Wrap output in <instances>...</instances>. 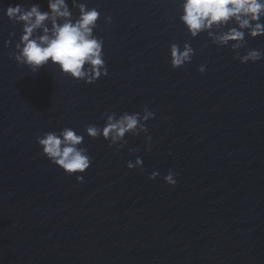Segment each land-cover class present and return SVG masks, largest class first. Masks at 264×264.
<instances>
[{
  "label": "water",
  "instance_id": "1",
  "mask_svg": "<svg viewBox=\"0 0 264 264\" xmlns=\"http://www.w3.org/2000/svg\"><path fill=\"white\" fill-rule=\"evenodd\" d=\"M79 2L101 12L109 74L93 84L10 59L21 26L5 9L47 0H0V264H264V59L241 64L206 34L191 39L179 0ZM245 39L264 51V36ZM185 41L195 55L173 69L169 46ZM145 106L150 152L143 133L119 150L85 135L83 183L41 155L44 132L82 134L102 113ZM137 156L143 170H129Z\"/></svg>",
  "mask_w": 264,
  "mask_h": 264
},
{
  "label": "clouds",
  "instance_id": "2",
  "mask_svg": "<svg viewBox=\"0 0 264 264\" xmlns=\"http://www.w3.org/2000/svg\"><path fill=\"white\" fill-rule=\"evenodd\" d=\"M179 21L186 34L195 39L206 34L217 48L230 47L233 59L241 64L258 62L264 59V51L249 49L245 37L257 38L264 36V0H179ZM77 10V13L73 12ZM4 14L15 26L20 25L19 39L9 52L18 66L27 67L31 73L39 72L49 65L58 68L61 74L86 84L95 83L101 76H107L108 68L103 52L104 40L95 34L99 27L101 12L97 7L89 8L79 0H47V10L40 4L32 3L9 5ZM105 24H111L110 14L104 16ZM15 32L9 33L14 37ZM11 40H5L7 48ZM207 47V43L202 45ZM244 50V54H241ZM195 50L190 42L182 45L172 43L169 46L170 65L173 69L182 68L190 63ZM198 71L203 74L206 65L200 64ZM104 125L87 124L82 134L70 127L59 131L44 132L37 136V144L41 155L50 163L62 169L69 176L75 175L78 183H83V173L92 164L88 148L83 146L84 136L92 140L103 138L110 148L117 150L127 145L126 135H145V151H151L152 137L148 135L146 122L155 118V113L145 106L141 112H105L101 115ZM138 149L130 148L129 152ZM129 170H143L142 158L137 156L134 161L126 162ZM160 175L153 170L148 179ZM175 173L169 169L163 181L175 186Z\"/></svg>",
  "mask_w": 264,
  "mask_h": 264
}]
</instances>
